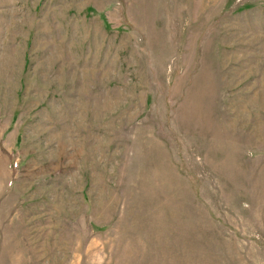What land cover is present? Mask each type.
Segmentation results:
<instances>
[{
	"label": "rangeland",
	"instance_id": "1",
	"mask_svg": "<svg viewBox=\"0 0 264 264\" xmlns=\"http://www.w3.org/2000/svg\"><path fill=\"white\" fill-rule=\"evenodd\" d=\"M0 264H264V0H0Z\"/></svg>",
	"mask_w": 264,
	"mask_h": 264
}]
</instances>
